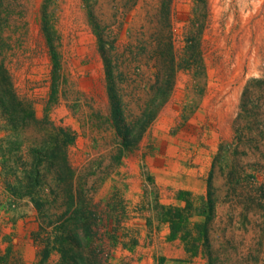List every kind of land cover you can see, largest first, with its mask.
Masks as SVG:
<instances>
[{
    "label": "rangeland",
    "instance_id": "1",
    "mask_svg": "<svg viewBox=\"0 0 264 264\" xmlns=\"http://www.w3.org/2000/svg\"><path fill=\"white\" fill-rule=\"evenodd\" d=\"M169 9L170 29L162 0H0V62L38 119L14 130L0 115V264L36 260L39 219L18 179L59 126L72 137L73 184L94 213L105 264H264V0ZM97 34L133 134L177 68L129 150L113 126ZM54 170L46 191L58 185ZM169 204L187 209L175 238L162 220Z\"/></svg>",
    "mask_w": 264,
    "mask_h": 264
},
{
    "label": "trees",
    "instance_id": "2",
    "mask_svg": "<svg viewBox=\"0 0 264 264\" xmlns=\"http://www.w3.org/2000/svg\"><path fill=\"white\" fill-rule=\"evenodd\" d=\"M171 2L172 0H162V8L164 9L168 29L171 28L169 9ZM97 39L105 69L113 126L116 134L121 137L120 145L122 149L126 148V150H129L128 142L131 138H133L134 144L138 142L147 126L156 117L160 106L166 101L173 83L170 78L174 75L177 68L174 65V67H170L171 74L167 90L161 91V96L152 111H145L135 120L137 126L135 134H133L132 130H134L135 126L132 125L133 122L125 121L126 110L124 106H126V103L122 101L116 90L113 71L114 61L107 55V50L100 34H97ZM167 46L170 55L174 59L171 38H169ZM111 49H115L114 45H112ZM50 54L53 66L56 68L59 65L58 57L54 47L51 45ZM3 60L0 62V115L6 116L11 128L21 130L26 126L28 118L33 121H38V119L31 105L26 104L17 93ZM54 129L57 133L54 137L55 139L52 140L53 146L47 147L43 151L33 152L31 169L18 179L20 183L28 187V190L22 195L29 197L39 219L38 230L34 233L38 251L33 264H105L107 253L104 247L94 240L99 238L100 235L98 224L96 221L90 224L89 221V217L94 213L91 211L88 213L86 205H79L82 203V198L73 184L74 169L66 153V145L72 142V137H70L68 130L61 126L54 127ZM53 166H55L54 181L58 185L49 187L46 191V186L48 187V185L45 175L52 170ZM60 185L63 186L61 193L57 191V187ZM14 194H18V192L14 191ZM188 195H190L189 191H180L178 199H185ZM60 198L62 200L58 204ZM77 200H79L78 203ZM91 203H93L92 199ZM207 204V211L210 213L213 210L211 200H208ZM186 206H190V204L186 203ZM186 210L185 207L179 205L169 204L162 206V220L170 225V238H175L181 226L187 221ZM53 256L57 258L52 260ZM2 261L5 263V257H3Z\"/></svg>",
    "mask_w": 264,
    "mask_h": 264
}]
</instances>
